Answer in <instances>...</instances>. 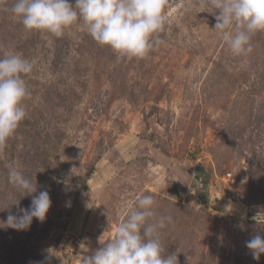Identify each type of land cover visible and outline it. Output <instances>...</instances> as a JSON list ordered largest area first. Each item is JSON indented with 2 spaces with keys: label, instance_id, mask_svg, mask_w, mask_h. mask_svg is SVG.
Returning a JSON list of instances; mask_svg holds the SVG:
<instances>
[{
  "label": "rangeland",
  "instance_id": "rangeland-1",
  "mask_svg": "<svg viewBox=\"0 0 264 264\" xmlns=\"http://www.w3.org/2000/svg\"><path fill=\"white\" fill-rule=\"evenodd\" d=\"M14 2L0 0V57L33 70L26 117L0 151V220L32 199L8 182L10 167L52 203L28 230L0 228V264H83L140 195L155 201L148 223L173 217L159 229L163 256L264 264L246 247L264 237V32L234 56L201 0H162L161 43L123 57L81 20L59 38L25 29Z\"/></svg>",
  "mask_w": 264,
  "mask_h": 264
},
{
  "label": "clouds",
  "instance_id": "clouds-1",
  "mask_svg": "<svg viewBox=\"0 0 264 264\" xmlns=\"http://www.w3.org/2000/svg\"><path fill=\"white\" fill-rule=\"evenodd\" d=\"M200 6L215 16L213 29L234 56L253 51L252 36L264 32V0H201ZM11 12L25 29L48 32L57 38L81 20L99 45L109 46L120 56L141 59L161 43L159 33L165 23L162 0H75L74 6L69 0H15ZM32 70L33 64L18 54L0 57V151L26 117L22 102L30 93L22 77ZM7 178L22 197L32 199L28 208L19 207V199L11 203L17 206V214L9 212L6 220H0V228L23 231L30 228L34 218L44 222L52 203L49 192L33 195L38 191L37 183L15 167L8 169ZM154 204L151 195L137 196L114 237L91 256H85L83 264H178L175 253L162 255L159 232L174 224L173 217L161 216L148 223L155 216ZM246 247L253 259L259 260L264 254V237L255 235Z\"/></svg>",
  "mask_w": 264,
  "mask_h": 264
},
{
  "label": "built area",
  "instance_id": "built-area-1",
  "mask_svg": "<svg viewBox=\"0 0 264 264\" xmlns=\"http://www.w3.org/2000/svg\"><path fill=\"white\" fill-rule=\"evenodd\" d=\"M233 175L232 172H228L227 175L224 176L225 179H230V177Z\"/></svg>",
  "mask_w": 264,
  "mask_h": 264
}]
</instances>
